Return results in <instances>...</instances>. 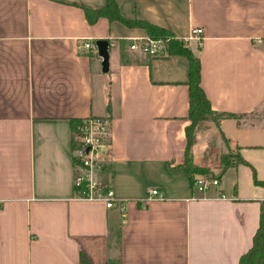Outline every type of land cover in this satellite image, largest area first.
<instances>
[{"label": "crops", "instance_id": "1", "mask_svg": "<svg viewBox=\"0 0 264 264\" xmlns=\"http://www.w3.org/2000/svg\"><path fill=\"white\" fill-rule=\"evenodd\" d=\"M116 1L179 39L204 29L190 46L201 84L214 111L238 117L201 121L193 162L215 174L236 153L243 161L221 173L237 185L197 192L202 174L183 166L186 56L150 58L129 48L145 28L89 23L84 8L109 0H0V264H79L81 253L89 264H239L264 207V0ZM103 38L108 72L84 47ZM88 116L111 120L112 208L74 196L72 128ZM153 189L163 197L149 200Z\"/></svg>", "mask_w": 264, "mask_h": 264}, {"label": "built area", "instance_id": "2", "mask_svg": "<svg viewBox=\"0 0 264 264\" xmlns=\"http://www.w3.org/2000/svg\"><path fill=\"white\" fill-rule=\"evenodd\" d=\"M175 36L167 38H153L151 36L133 37L129 48L140 52L150 58H159L170 55V44ZM204 39V29L191 27L189 34L179 40L190 47L192 42L201 45ZM84 47L96 49L95 44L84 43ZM113 134L111 120L104 116H88L80 118L72 129L71 155L75 167L73 175V191L76 199L86 201H104L107 207L116 205L114 189L111 181L105 182L102 173H105L104 165L107 164ZM220 179L215 174L199 175L193 180V189L206 193L213 186H218ZM108 185V190L105 187ZM158 189H153L149 200L162 198ZM125 210V206H122Z\"/></svg>", "mask_w": 264, "mask_h": 264}, {"label": "trees", "instance_id": "3", "mask_svg": "<svg viewBox=\"0 0 264 264\" xmlns=\"http://www.w3.org/2000/svg\"><path fill=\"white\" fill-rule=\"evenodd\" d=\"M84 14L89 23H94L99 17H107L111 21H120L129 27H142L145 28L148 34L153 38H167L173 36L168 29L155 25L145 20L128 19L120 12L119 5L116 0H109L106 7L90 9L84 8ZM170 51L174 54H181L189 60V89H190V109L189 119L190 123L186 127L187 145L185 149V161L183 166L190 175L194 174H211L210 168L196 166L193 162L192 147L196 138L197 126L201 121L214 120L219 122L226 117H238L233 113L216 112L212 109L210 100L208 99L203 86L201 84V60L192 51L190 47L184 45L179 39H172L170 44ZM124 60V57H123ZM77 119L73 123V128ZM72 128V129H73ZM231 154L237 158L236 161L228 162ZM234 157V158H235ZM222 172L228 168L241 163L243 160L237 157L236 153L229 151L222 155ZM108 180L112 177V170L109 164L104 165ZM195 179V178H194ZM108 181V182H109ZM257 184L264 186V181L256 180ZM108 185L105 187V191L108 190ZM79 264H89L87 256L83 253L80 254ZM239 264H264V207L262 208L260 224L255 233L252 247L245 252L239 261Z\"/></svg>", "mask_w": 264, "mask_h": 264}, {"label": "water", "instance_id": "4", "mask_svg": "<svg viewBox=\"0 0 264 264\" xmlns=\"http://www.w3.org/2000/svg\"><path fill=\"white\" fill-rule=\"evenodd\" d=\"M95 46L97 53L100 57L103 58L102 60V70L104 72H108L110 68V47L111 42L109 39L103 38V39H97L95 41Z\"/></svg>", "mask_w": 264, "mask_h": 264}, {"label": "rangeland", "instance_id": "5", "mask_svg": "<svg viewBox=\"0 0 264 264\" xmlns=\"http://www.w3.org/2000/svg\"><path fill=\"white\" fill-rule=\"evenodd\" d=\"M234 156V154H231V156H230V158H229V161L228 162H232V161H236L237 160V158ZM214 161H215V158H214ZM259 168H260V166H259ZM250 170V169H249ZM252 170V169H251ZM222 172V170L221 171H217L216 173H215V175L217 176V177H219V179L220 180H222V179H224L225 178V182H226V184H228V185H237V179H236V177H235V174L233 175V171H228L229 173H227V175L225 174V173H221ZM252 172L253 173H255V171L254 170H252ZM102 178H103V180L105 181V182H107V181H109L108 180V175L107 174H105V173H102ZM233 183V184H232ZM215 187H217V186H213L212 188H215ZM220 187H221V185H220ZM198 192V191H197Z\"/></svg>", "mask_w": 264, "mask_h": 264}]
</instances>
